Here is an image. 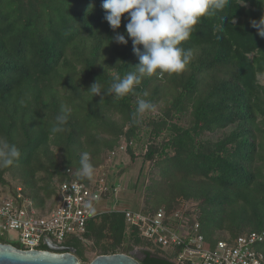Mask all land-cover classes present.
Listing matches in <instances>:
<instances>
[{
    "label": "trees",
    "instance_id": "16d2710c",
    "mask_svg": "<svg viewBox=\"0 0 264 264\" xmlns=\"http://www.w3.org/2000/svg\"><path fill=\"white\" fill-rule=\"evenodd\" d=\"M102 2L0 0V138L20 150L4 170L21 174L22 193L44 211L49 202L55 205L61 183H89L119 151L139 154L140 174L146 162L159 160L154 174L166 177L150 175L144 211L164 206L171 213L184 197L187 213L202 224L210 243L224 238L218 233L223 230L232 238L264 234V39L249 23L264 14V0H247L246 6L229 0L222 12L201 18L181 45L193 53L184 72L144 77L124 98L105 94L101 100L86 90L98 81L107 92L116 77L135 72L139 63L127 21L122 17L117 30L128 39L121 45L104 19ZM137 99L150 101L155 111L134 122ZM57 115L67 121L63 132L53 134ZM206 132L219 135L204 138ZM85 152L95 170L91 179L78 175ZM108 178L117 185L113 175ZM85 237L89 243L65 241L84 260V251L98 246L100 255L139 246L142 264H173L155 253L165 252L136 226L128 227L123 211L92 218ZM258 248L264 252V240ZM169 250L176 255L181 248Z\"/></svg>",
    "mask_w": 264,
    "mask_h": 264
},
{
    "label": "built area",
    "instance_id": "2783aa9c",
    "mask_svg": "<svg viewBox=\"0 0 264 264\" xmlns=\"http://www.w3.org/2000/svg\"><path fill=\"white\" fill-rule=\"evenodd\" d=\"M125 147L122 144L119 149ZM114 154L112 151L111 156ZM109 165H100V175L89 183L79 179L61 183L55 205L44 211L34 207L18 187L16 196L10 195L0 202V238L6 231L16 233L17 247L24 250H43L45 238L59 245H65L72 237L89 243L85 233L92 218L104 212L123 211L128 227L136 226L142 238L162 249L180 247L181 250L171 256L177 263L264 264V252L258 248L264 240L263 233L248 231L210 243L205 238L202 224L187 213L183 205L179 204L171 213L164 206L150 213L123 204H111L110 199L117 195L121 185L111 184Z\"/></svg>",
    "mask_w": 264,
    "mask_h": 264
},
{
    "label": "clouds",
    "instance_id": "9594fccd",
    "mask_svg": "<svg viewBox=\"0 0 264 264\" xmlns=\"http://www.w3.org/2000/svg\"><path fill=\"white\" fill-rule=\"evenodd\" d=\"M228 2L229 0H103L101 7L105 10L104 19L116 33L114 41L121 45L128 44L125 35L117 32L123 17L127 21V37L132 41L133 53L139 63L135 66V72H129L123 78L116 77L107 92L101 91L98 81L86 91L93 97L100 96L101 100L105 94L122 99L133 93L144 77L156 76L163 79L165 74L171 76L184 72L193 53L191 49L182 47V43L191 37L201 18L214 12H222ZM246 3L247 0H243L240 6H246ZM226 18L222 17V20ZM231 22L235 25V20ZM249 23L257 35L264 39V14ZM154 111L155 106L150 101L137 99L133 121L139 122L146 113ZM66 121V115H57L51 128L52 133L63 132ZM19 156L20 150L15 144L0 138V168L12 166ZM94 171L89 154L83 153L78 175L91 179ZM87 207L91 208V205Z\"/></svg>",
    "mask_w": 264,
    "mask_h": 264
},
{
    "label": "rangeland",
    "instance_id": "374dc122",
    "mask_svg": "<svg viewBox=\"0 0 264 264\" xmlns=\"http://www.w3.org/2000/svg\"><path fill=\"white\" fill-rule=\"evenodd\" d=\"M261 78H262L261 81L264 83V76ZM159 104L163 105L162 102H160ZM183 119L186 122L187 119L186 118H183ZM218 135H219L218 133L206 132L204 134V138L212 137L214 139H217ZM81 140L86 141L84 143V146L88 144L87 142L88 140L86 139L85 135L81 137ZM60 159H61V154H60ZM143 159L144 157L142 155L135 154L131 156L129 155V153L119 151L117 152L115 157L110 162V165L108 164L109 165L108 171L110 172L111 175H113V177H115L117 187L121 185V188L119 189V192L117 193V195L113 196L110 199L111 204L113 205L124 204L133 210H140L146 207L147 201L145 200L147 199L146 196L149 195L148 193L149 184L152 183L151 181L152 177L151 178L149 177L150 175L154 174V171L156 170V168H154L155 167L154 164H157L159 160L146 162L145 163L146 165L144 164L146 167L144 168L143 173L140 174L139 171H140V167L142 165ZM150 170L151 172L149 173ZM0 173H2V176L0 175V199H3L5 197L10 196V194L13 192L16 186L20 187L22 185L23 178L21 174L17 173L12 168H10L9 170H4V168H0ZM155 175L157 176V178L159 177L162 180L166 179L165 176H163L165 178H162V175L158 174L157 171L155 172L154 176ZM40 176H42V174H40L39 177ZM52 183H54L55 185L57 184L56 175L52 176ZM183 198L180 197L179 198L180 200L178 199L179 200L178 204L186 207V201L183 200ZM190 201L188 203H190ZM191 202L195 204L196 206L195 201L192 200ZM153 204L155 203L152 201L150 202L149 205H153ZM46 207L47 209H49L51 207V202H49ZM189 221L192 222L191 220ZM218 233L220 234L218 235L221 237L229 236L228 230H223ZM2 238L8 243L19 245L17 238H16V233H11L9 231H6L5 233H3ZM137 248L142 250L143 247H139V246L135 247L133 250H131V252H135ZM162 251L167 253L169 256L174 255V252L167 248L163 249ZM99 253H100V250L98 246V248L96 249L84 251L85 260L84 258H81V257H79V259L82 263H89L96 256L100 255Z\"/></svg>",
    "mask_w": 264,
    "mask_h": 264
},
{
    "label": "water",
    "instance_id": "95a60500",
    "mask_svg": "<svg viewBox=\"0 0 264 264\" xmlns=\"http://www.w3.org/2000/svg\"><path fill=\"white\" fill-rule=\"evenodd\" d=\"M47 249L24 250L10 243L0 242V264H142L136 256L140 249L130 253H112L96 256L89 263H82L76 250L44 239Z\"/></svg>",
    "mask_w": 264,
    "mask_h": 264
},
{
    "label": "flooded vegetation",
    "instance_id": "af4514ba",
    "mask_svg": "<svg viewBox=\"0 0 264 264\" xmlns=\"http://www.w3.org/2000/svg\"><path fill=\"white\" fill-rule=\"evenodd\" d=\"M72 248H74L76 250L75 247L70 246ZM144 249L142 248V250L139 251V253H136V256L139 257L140 261L144 259L145 254H144ZM155 252V251H154ZM159 257H162L164 259L169 260L170 262H172L173 264H181V263H177L176 261L173 260V258L171 256H169L167 253H163V252H155Z\"/></svg>",
    "mask_w": 264,
    "mask_h": 264
},
{
    "label": "crops",
    "instance_id": "0c3cea01",
    "mask_svg": "<svg viewBox=\"0 0 264 264\" xmlns=\"http://www.w3.org/2000/svg\"><path fill=\"white\" fill-rule=\"evenodd\" d=\"M47 240L49 241V238H47Z\"/></svg>",
    "mask_w": 264,
    "mask_h": 264
}]
</instances>
